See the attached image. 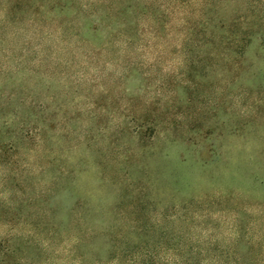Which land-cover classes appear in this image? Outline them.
<instances>
[{"label": "rangeland", "instance_id": "obj_1", "mask_svg": "<svg viewBox=\"0 0 264 264\" xmlns=\"http://www.w3.org/2000/svg\"><path fill=\"white\" fill-rule=\"evenodd\" d=\"M248 1L0 0V264H264Z\"/></svg>", "mask_w": 264, "mask_h": 264}, {"label": "trees", "instance_id": "obj_2", "mask_svg": "<svg viewBox=\"0 0 264 264\" xmlns=\"http://www.w3.org/2000/svg\"><path fill=\"white\" fill-rule=\"evenodd\" d=\"M249 5V10L247 15L238 16L236 17L231 23L222 22L219 29L221 31H225L222 36H218L219 41L221 42V45L219 47H223V50H226L228 48L232 49L233 51L238 54V56H243L245 53L246 48L251 43L253 39V34L256 32V30L264 29V13L261 9L254 7V3L252 1H248L247 6ZM259 11V12H257ZM253 13H258L257 18L259 19L258 23L255 21H252V19H248V16ZM207 28L211 27V24H205ZM216 28V25L214 26ZM166 28V26H165ZM258 28V29H256ZM200 37V35H199ZM212 38H214L212 36ZM200 41V40H199ZM205 45L209 44V38L204 41ZM198 46H200V43H198ZM212 50H218V47L215 46V44L212 42L211 46ZM238 58V57H237ZM238 63L241 61V58L236 60ZM138 232H144L141 231V229H137ZM151 247L147 244L144 247L136 248L132 252L133 256H140L139 257V264H150L151 262ZM146 254V255H145ZM135 264L137 262L133 261Z\"/></svg>", "mask_w": 264, "mask_h": 264}]
</instances>
